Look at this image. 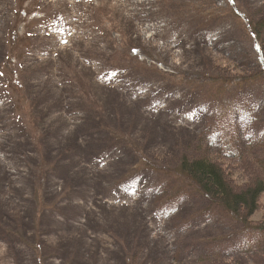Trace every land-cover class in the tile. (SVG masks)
Masks as SVG:
<instances>
[{"label":"rangeland","instance_id":"rangeland-1","mask_svg":"<svg viewBox=\"0 0 264 264\" xmlns=\"http://www.w3.org/2000/svg\"><path fill=\"white\" fill-rule=\"evenodd\" d=\"M257 19L264 0H0V264H264V193L244 228L173 172L264 182Z\"/></svg>","mask_w":264,"mask_h":264},{"label":"trees","instance_id":"trees-1","mask_svg":"<svg viewBox=\"0 0 264 264\" xmlns=\"http://www.w3.org/2000/svg\"><path fill=\"white\" fill-rule=\"evenodd\" d=\"M257 23L259 27H264V19H257ZM247 27L256 40L259 41L260 32L254 25L253 19H251L250 24L247 23ZM178 162L180 164L176 166L177 169H173L178 177L196 187L203 197L227 212L232 219L240 222L244 228L250 225L240 213L248 216L255 211L257 200L264 193L263 181L252 183L245 191L236 192L233 191L231 182L224 174L226 172L218 160L209 159L207 156H191L182 158ZM229 163L231 164V162ZM249 229L264 233V223L252 225Z\"/></svg>","mask_w":264,"mask_h":264},{"label":"bare ground","instance_id":"bare-ground-1","mask_svg":"<svg viewBox=\"0 0 264 264\" xmlns=\"http://www.w3.org/2000/svg\"><path fill=\"white\" fill-rule=\"evenodd\" d=\"M139 10V9H138Z\"/></svg>","mask_w":264,"mask_h":264}]
</instances>
